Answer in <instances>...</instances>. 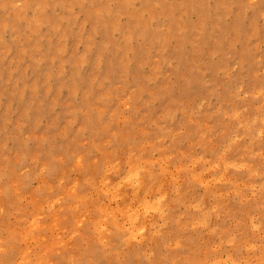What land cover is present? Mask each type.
<instances>
[{"label":"rangeland","instance_id":"obj_1","mask_svg":"<svg viewBox=\"0 0 264 264\" xmlns=\"http://www.w3.org/2000/svg\"><path fill=\"white\" fill-rule=\"evenodd\" d=\"M0 264H264V0H0Z\"/></svg>","mask_w":264,"mask_h":264}]
</instances>
